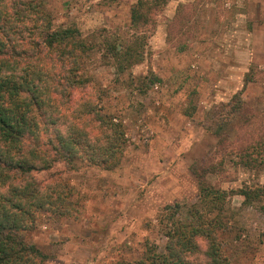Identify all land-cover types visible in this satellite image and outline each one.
Segmentation results:
<instances>
[{"label":"rangeland","instance_id":"obj_1","mask_svg":"<svg viewBox=\"0 0 264 264\" xmlns=\"http://www.w3.org/2000/svg\"><path fill=\"white\" fill-rule=\"evenodd\" d=\"M137 1L45 3L57 27L76 24L85 35L123 44L133 33ZM154 22L144 61L129 72L118 75L102 53L89 63V92L122 122L127 146L114 171L82 164L69 173L62 165L53 171L64 172L56 181L70 187L71 213L38 215L33 230L23 234L50 257L46 264H129L148 245L164 251L160 216L177 206V218L184 220L198 202L195 163L223 165L224 171L207 179L215 188L264 187V171L240 167L233 147L221 151L206 129L209 111L236 94L264 116V0H170ZM53 172L35 176L52 183ZM243 203L240 195L228 199L225 253L231 264H264V199Z\"/></svg>","mask_w":264,"mask_h":264},{"label":"trees","instance_id":"obj_2","mask_svg":"<svg viewBox=\"0 0 264 264\" xmlns=\"http://www.w3.org/2000/svg\"><path fill=\"white\" fill-rule=\"evenodd\" d=\"M169 2L138 0L131 10L133 33L120 44L118 38L85 35L76 24L57 27L45 0H0V264L50 261L23 234L33 230L38 215L71 213L70 187L56 181L64 172H53L58 166L67 173L79 164L108 171L121 166L126 129L89 92V63L102 53L120 76L142 63L146 34ZM254 78L249 74L247 82ZM208 116L206 129L221 151L232 146L240 167L264 171V124H259L264 116L242 94L213 107ZM210 161L191 168L199 197L188 217L178 219L177 206L160 216L165 250L148 245L143 257L129 264H231L221 239L228 199L240 195L244 206H253L263 201L264 187L215 188L207 179L224 167ZM49 172L52 183L35 176Z\"/></svg>","mask_w":264,"mask_h":264}]
</instances>
